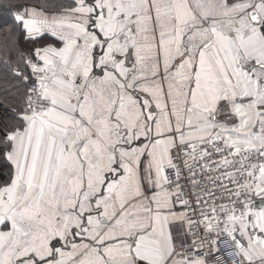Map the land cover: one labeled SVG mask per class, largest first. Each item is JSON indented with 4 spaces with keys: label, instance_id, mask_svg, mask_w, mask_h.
Listing matches in <instances>:
<instances>
[{
    "label": "snow or ice",
    "instance_id": "snow-or-ice-1",
    "mask_svg": "<svg viewBox=\"0 0 264 264\" xmlns=\"http://www.w3.org/2000/svg\"><path fill=\"white\" fill-rule=\"evenodd\" d=\"M0 264H264V0H0Z\"/></svg>",
    "mask_w": 264,
    "mask_h": 264
},
{
    "label": "trees",
    "instance_id": "trees-1",
    "mask_svg": "<svg viewBox=\"0 0 264 264\" xmlns=\"http://www.w3.org/2000/svg\"><path fill=\"white\" fill-rule=\"evenodd\" d=\"M0 39H3V35L2 34H0ZM11 84H12L11 81H9V82L0 81V93H2L4 89H10L11 88Z\"/></svg>",
    "mask_w": 264,
    "mask_h": 264
}]
</instances>
